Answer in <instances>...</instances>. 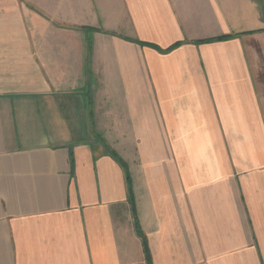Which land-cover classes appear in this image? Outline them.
Returning <instances> with one entry per match:
<instances>
[{"label":"crops","instance_id":"1","mask_svg":"<svg viewBox=\"0 0 264 264\" xmlns=\"http://www.w3.org/2000/svg\"><path fill=\"white\" fill-rule=\"evenodd\" d=\"M0 264H264V0H0Z\"/></svg>","mask_w":264,"mask_h":264}]
</instances>
